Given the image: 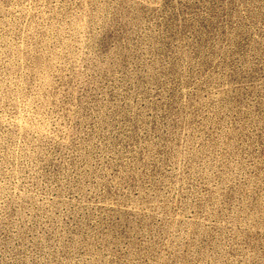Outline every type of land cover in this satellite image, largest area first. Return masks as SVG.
I'll return each instance as SVG.
<instances>
[{
	"label": "rangeland",
	"instance_id": "obj_1",
	"mask_svg": "<svg viewBox=\"0 0 264 264\" xmlns=\"http://www.w3.org/2000/svg\"><path fill=\"white\" fill-rule=\"evenodd\" d=\"M0 264H264V0H0Z\"/></svg>",
	"mask_w": 264,
	"mask_h": 264
}]
</instances>
